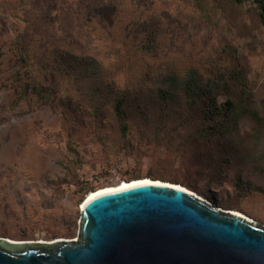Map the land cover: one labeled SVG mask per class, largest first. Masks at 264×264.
<instances>
[{
    "label": "rangeland",
    "instance_id": "obj_1",
    "mask_svg": "<svg viewBox=\"0 0 264 264\" xmlns=\"http://www.w3.org/2000/svg\"><path fill=\"white\" fill-rule=\"evenodd\" d=\"M63 53L95 57L103 82L69 72ZM190 75L213 97L178 93ZM30 79L55 90L49 103L32 88L14 103ZM98 86L110 93L92 96L105 103L100 111L89 97ZM162 88L176 99L161 100ZM121 97L126 132L114 110ZM141 178L264 225L258 4L0 0V237L76 239L90 192Z\"/></svg>",
    "mask_w": 264,
    "mask_h": 264
},
{
    "label": "water",
    "instance_id": "obj_2",
    "mask_svg": "<svg viewBox=\"0 0 264 264\" xmlns=\"http://www.w3.org/2000/svg\"><path fill=\"white\" fill-rule=\"evenodd\" d=\"M0 264H264V225L182 185L136 180L85 198L76 239L0 237Z\"/></svg>",
    "mask_w": 264,
    "mask_h": 264
},
{
    "label": "trees",
    "instance_id": "obj_3",
    "mask_svg": "<svg viewBox=\"0 0 264 264\" xmlns=\"http://www.w3.org/2000/svg\"><path fill=\"white\" fill-rule=\"evenodd\" d=\"M238 4H242L245 1H250V0H234ZM258 4V9H259V19L260 22L264 26V0H253ZM62 61L64 63V68L67 69L69 72H73L75 67H79L82 69L84 76L88 77L94 82H103L102 77H101V69H100V64L99 61L95 57H90L88 55H74L70 53H63L62 55ZM211 84L207 85H201L194 77V75L188 76V78L176 85L174 88H179L178 93H184L186 95V99L188 102H192V100H195L197 97H206V98H212L213 93L211 89ZM99 88L96 89L95 94L91 93L89 97L92 98V103L95 102L93 105L94 109L96 111H100L103 107L104 104H100L99 99H93V97H98L101 96L102 98H105L106 100L109 99V92L103 91L102 86H98ZM32 88L33 92H35L38 95V104L43 105L47 104L50 102L52 95L54 94L55 90L51 86L46 85L45 83L36 80V79H30L29 81H26L21 89L19 91V94L17 96V99L15 100V104H18L22 97L27 93L28 90ZM107 89V87H106ZM160 94L162 98L161 100L166 99H176L177 93L176 91H170L169 89H160ZM212 93V94H209ZM93 96V97H92ZM124 103H125V98L121 97L119 99H116L114 101V110L116 112V116L118 120L122 124V128L124 132L128 130V112L124 108ZM68 108H71V105H68ZM164 182H168L165 181ZM85 199V198H84ZM83 199V201H84ZM82 201V202H83ZM81 202V203H82Z\"/></svg>",
    "mask_w": 264,
    "mask_h": 264
},
{
    "label": "bare ground",
    "instance_id": "obj_4",
    "mask_svg": "<svg viewBox=\"0 0 264 264\" xmlns=\"http://www.w3.org/2000/svg\"><path fill=\"white\" fill-rule=\"evenodd\" d=\"M150 178H141V179H134V180H129V181H122L120 182L119 184L117 185H112V186H107V187H103V188H99L93 192H90L85 198H87L88 196H91L93 195V193H100L102 191H106V190H113V189H117V188H120V187H123L126 185V183H129L130 181H136V180H148ZM153 180V179H151ZM155 181H160V180H155ZM166 183H169V182H166ZM177 185V184H176ZM186 188V187H185ZM187 189V188H186ZM81 208V207H80ZM14 241H17V240H14Z\"/></svg>",
    "mask_w": 264,
    "mask_h": 264
},
{
    "label": "snow or ice",
    "instance_id": "obj_5",
    "mask_svg": "<svg viewBox=\"0 0 264 264\" xmlns=\"http://www.w3.org/2000/svg\"><path fill=\"white\" fill-rule=\"evenodd\" d=\"M147 183V182H146ZM137 186H139V185H137ZM93 199H95V198H93Z\"/></svg>",
    "mask_w": 264,
    "mask_h": 264
}]
</instances>
